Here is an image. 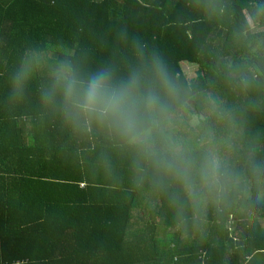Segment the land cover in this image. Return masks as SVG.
<instances>
[{
  "label": "trees",
  "instance_id": "16d2710c",
  "mask_svg": "<svg viewBox=\"0 0 264 264\" xmlns=\"http://www.w3.org/2000/svg\"><path fill=\"white\" fill-rule=\"evenodd\" d=\"M134 40L185 86L171 116L181 147L219 151L239 178L195 219L181 222L105 129L74 128L39 103L58 61L124 73ZM27 50L46 64L13 102L9 79ZM257 187L264 0H0V264H264Z\"/></svg>",
  "mask_w": 264,
  "mask_h": 264
},
{
  "label": "clouds",
  "instance_id": "9594fccd",
  "mask_svg": "<svg viewBox=\"0 0 264 264\" xmlns=\"http://www.w3.org/2000/svg\"><path fill=\"white\" fill-rule=\"evenodd\" d=\"M132 53L135 63L124 73L112 64L86 72L70 61H58L40 87L39 103L74 128L105 129L130 153L138 178L149 179L167 195L178 219L183 222L189 212L195 219L209 200L227 198L239 178L219 151L181 147L171 116L185 86L158 52L134 40ZM45 64L39 50L24 53L9 79L13 102L24 100ZM254 198L264 201V187H257Z\"/></svg>",
  "mask_w": 264,
  "mask_h": 264
},
{
  "label": "rangeland",
  "instance_id": "374dc122",
  "mask_svg": "<svg viewBox=\"0 0 264 264\" xmlns=\"http://www.w3.org/2000/svg\"><path fill=\"white\" fill-rule=\"evenodd\" d=\"M249 20H250L251 24L253 25L254 23L251 21L250 17H249ZM184 69L187 71V73H189V74H194V73H196V71H197V69H198V66H196V65H194V64H186L185 67H184ZM199 121H200V119H198V118L196 117V118H194V119H192V120L190 121V124H191L192 126H195V125L199 124ZM229 225H230V224H229ZM232 227H233V225H232ZM233 228H234V227H233ZM234 230H235V228H234Z\"/></svg>",
  "mask_w": 264,
  "mask_h": 264
}]
</instances>
